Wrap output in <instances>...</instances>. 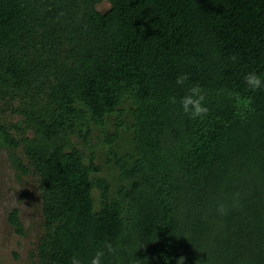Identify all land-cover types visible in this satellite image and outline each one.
<instances>
[{
	"label": "trees",
	"instance_id": "obj_1",
	"mask_svg": "<svg viewBox=\"0 0 264 264\" xmlns=\"http://www.w3.org/2000/svg\"><path fill=\"white\" fill-rule=\"evenodd\" d=\"M252 71L264 78V0H0V88L46 90L18 109L25 129L52 138L84 118L79 101L97 123L127 103L134 117L133 165L110 147L131 178L115 191L68 142L17 139L0 121V144L23 146L38 177V262L88 264L110 241L103 264H264V88L247 89ZM181 74L206 90V118L169 102L185 93ZM225 89L252 98L245 119ZM10 220L22 227L18 210Z\"/></svg>",
	"mask_w": 264,
	"mask_h": 264
},
{
	"label": "rangeland",
	"instance_id": "obj_2",
	"mask_svg": "<svg viewBox=\"0 0 264 264\" xmlns=\"http://www.w3.org/2000/svg\"><path fill=\"white\" fill-rule=\"evenodd\" d=\"M110 4L104 1L99 5L100 10H106ZM42 81H36L29 88L25 86L20 93L8 84L4 90L0 88V121L17 139H36L39 144L58 141L68 142L70 150L79 149L83 163L93 159L95 173L106 175L111 180L112 190L124 181L131 182V178H123V168L117 163L110 152V147H116L119 155L124 158L126 165L131 167L138 154L134 150V131L131 124L134 122L131 106L127 103L113 114L106 115L104 121L97 123L88 107L82 102L75 103L78 111L84 112L83 119L71 118L68 123L53 129L56 135L47 136L46 127L35 130L33 127L25 129L22 123L23 116L18 109L23 102L41 103L45 99V89ZM38 93L35 95L32 93ZM26 97V99H22ZM47 115L54 111L47 109ZM21 128V129H20ZM117 136L114 143L106 141V134ZM94 154V157H92ZM133 158H128V155ZM23 146L13 148L7 144H0V264H40L38 245L45 235L44 213L42 196L38 189V177L30 167ZM29 167V172L23 168ZM122 176V180H121ZM18 210V220L22 227L18 228L10 220V215Z\"/></svg>",
	"mask_w": 264,
	"mask_h": 264
},
{
	"label": "clouds",
	"instance_id": "obj_3",
	"mask_svg": "<svg viewBox=\"0 0 264 264\" xmlns=\"http://www.w3.org/2000/svg\"><path fill=\"white\" fill-rule=\"evenodd\" d=\"M232 62H236L237 57L232 56ZM189 76L187 74H181L177 77L175 83L178 87L186 88L184 95L179 99L173 95L169 97V102L173 105L179 104L182 112L192 120L204 119L208 116L210 109L207 106V92L198 83L189 84ZM244 83L249 91H259L264 88V78L261 77L255 71L249 72L244 76ZM228 97L235 101L234 107L236 108V115L242 119L246 118V112L252 111V98L250 96H242L240 92L225 89ZM239 193L237 192L233 198V206L238 204ZM217 211L222 215L228 214V207L224 203H220L217 207ZM105 250L107 253L115 254L117 247L110 241H105L103 246L98 248L95 255L90 259L88 264H103L105 256ZM70 264H83V261L78 254L73 255ZM177 264H185L184 258L181 257Z\"/></svg>",
	"mask_w": 264,
	"mask_h": 264
}]
</instances>
